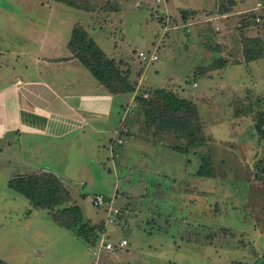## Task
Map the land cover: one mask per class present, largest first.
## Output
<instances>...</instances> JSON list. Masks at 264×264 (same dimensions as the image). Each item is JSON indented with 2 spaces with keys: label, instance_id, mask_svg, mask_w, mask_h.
<instances>
[{
  "label": "rangeland",
  "instance_id": "374dc122",
  "mask_svg": "<svg viewBox=\"0 0 264 264\" xmlns=\"http://www.w3.org/2000/svg\"><path fill=\"white\" fill-rule=\"evenodd\" d=\"M46 1L0 0V81L18 69L19 59L11 48L24 42L21 17L10 16L8 9L26 10L27 27L40 30L49 11ZM219 1L229 9L239 4L240 10L235 20L221 27L199 24V47L207 57L196 67L181 56L187 49L182 33H188L178 29L174 50L180 55L166 58L160 52L151 65L139 61L138 52L149 50L148 39L157 38L159 25L147 13L150 26L140 39L146 22L138 25V10H122L129 38L123 51L132 47L129 55L140 65L134 92L145 138L155 144L159 134L178 149L168 153L173 155L171 163L159 171V161L155 167L144 158L137 160V167L127 161L106 166L88 157L65 163L67 181H73V190H78L72 192L61 182V191L52 189L48 196L59 198L69 208L79 204L90 225L82 222L68 230L77 218L73 208L32 207L7 184L9 177L28 171L19 159L24 148L17 143L10 151L0 152V264H264V7L255 8L258 0ZM155 12L157 19L165 15ZM169 24L173 32L177 28L174 17ZM25 57L22 62L28 64L30 57ZM144 75L148 76L145 83ZM168 76H172L170 81ZM158 89L172 92L187 106L174 112L167 109L161 94H155ZM121 129L116 136L127 134V128L123 133ZM114 138L109 146L112 152ZM121 140L120 146L125 144ZM8 153L17 157L16 162H6ZM42 164L52 169L48 161L35 163ZM78 165L83 166L86 178L74 175ZM70 170L73 180H68ZM35 171L29 173H53ZM199 171L210 176L198 175ZM97 193L104 195L99 207L90 200ZM114 209L119 213L109 211ZM93 224L100 229H92L86 237L79 235L80 227L86 230ZM122 238L128 242L123 248L106 251L101 246Z\"/></svg>",
  "mask_w": 264,
  "mask_h": 264
},
{
  "label": "crops",
  "instance_id": "0c3cea01",
  "mask_svg": "<svg viewBox=\"0 0 264 264\" xmlns=\"http://www.w3.org/2000/svg\"><path fill=\"white\" fill-rule=\"evenodd\" d=\"M46 5L49 11L40 30L34 29L33 25L27 27L26 10L14 12L13 8L8 9L10 16L19 14L21 17L19 21L24 28L20 31V37L24 42L11 48L16 60L19 59L18 64H15L18 69L4 82L0 81V152L4 148L10 151V147L18 143L24 148V151L20 149L19 157L28 168L24 173L36 172L35 170L53 172L61 177L63 183L69 185L72 192L78 189L73 190V181H67L63 168L65 163L81 161L83 157L104 165L113 161L118 166L127 161L131 167H137V160L144 158L150 166L155 164L156 167L159 161L156 169L164 170L173 156L168 153L175 152L169 144L170 139L157 134V141L163 139V142H168L156 141L152 144L146 140L136 91L114 93L99 84L69 50L72 30L74 27L82 28L107 58L114 59L120 69L127 72L128 80L136 84L137 68L140 65L129 55L132 47L127 52L123 51V44L128 43V29L127 22L124 23L122 19V10H138L135 13L137 18L141 15L138 25L146 22V27L140 28V39L150 26L149 18L145 17L147 13L151 20L158 23L157 38L150 36L149 50L143 51H154L158 58L161 56L160 52L166 58L178 55L174 50L179 38L176 35L177 29L187 32L185 35L188 38L182 33L181 39L187 41V49L181 56L189 60L187 63L191 67H196L203 65L207 57L199 47L202 46V37L198 34L199 24L207 22L212 27H221L230 23L240 10L239 4H231L229 9L223 8L219 0H166L160 4H156L155 0H47ZM155 10L165 14L164 17L161 18L159 14L157 19ZM55 15L62 17L59 19ZM231 16L234 18H230ZM172 17L177 23L173 26L177 27L173 32L169 24ZM57 21L62 25H52V22ZM27 55L30 57L28 64L22 62ZM138 60L140 61L139 58ZM157 71L154 69L155 73ZM147 78L144 75L143 83ZM171 78L172 76H168V81ZM121 127L123 131L128 129L126 135L119 134L125 144H119L116 148L114 142L112 152L109 148L111 139L118 138L116 134ZM159 147L162 148L157 151ZM145 151L151 154H146ZM22 153L26 154V158ZM115 154H118L117 157ZM16 158L10 154L5 157L10 164L16 162ZM40 161L50 162L52 169H46L43 164L36 166L35 163ZM82 167L78 165L74 168V175L86 178ZM181 169L185 174V169ZM70 173L68 180H73L71 170ZM169 174L175 175L172 172ZM164 175L167 177L168 174ZM82 182L87 184V180L82 179ZM171 182L173 185L174 179Z\"/></svg>",
  "mask_w": 264,
  "mask_h": 264
},
{
  "label": "trees",
  "instance_id": "16d2710c",
  "mask_svg": "<svg viewBox=\"0 0 264 264\" xmlns=\"http://www.w3.org/2000/svg\"><path fill=\"white\" fill-rule=\"evenodd\" d=\"M68 48L73 53V56L77 58L80 63L95 77L97 82L106 86L111 92L129 93L136 90L138 82L136 84L131 83L128 80L127 72L120 69L119 65H117L114 59L107 58L104 52L90 37H88L87 33L82 28H73L72 36L68 42ZM155 94H161L164 106L173 112L177 110H183L187 106V102L185 100L175 99L174 95L170 91L158 89L155 91ZM120 133H123L122 129ZM118 146L119 144L115 142V147L117 148ZM173 149L177 151L178 148L173 146ZM179 152L184 153V150ZM197 174L202 176H210L208 174H203L201 171H199ZM61 182V177L55 173L44 174L37 172L12 176L8 179L7 184L14 192L22 195L32 207H54L63 211H68L69 209L73 208L77 218L73 220L71 225L67 226L68 230H72L76 225L86 222L83 219L80 207L77 205H72L69 208V206L61 204V200L59 198L48 196L51 194L52 189L61 191L63 187ZM100 192L104 193L103 191ZM45 196L46 198L48 197L49 201H44ZM86 223L90 225L89 222ZM94 228L100 229L98 225L96 226L93 224L88 226L86 230H82L80 227L79 231H81V234H78L86 237L88 233H90V231Z\"/></svg>",
  "mask_w": 264,
  "mask_h": 264
},
{
  "label": "built area",
  "instance_id": "2783aa9c",
  "mask_svg": "<svg viewBox=\"0 0 264 264\" xmlns=\"http://www.w3.org/2000/svg\"><path fill=\"white\" fill-rule=\"evenodd\" d=\"M166 0H155L156 4H160V3H165ZM264 6H262V1L261 0H258L256 2V6L255 8H262ZM259 18L257 17V20ZM138 58L143 62L145 63L146 65L155 61L158 56L157 54L152 51L151 53H146V52H143V51H140L138 52ZM124 130V129H122ZM122 138L121 137H118L115 139V141L118 143V144H121L122 143ZM91 203L94 205V206H102L104 204V195L102 193H97L95 195H93L91 197ZM110 212L112 211V213H119V211L117 209H114V210H109ZM128 242L126 239L122 238L120 239L117 243L115 242H111V241H105V242H102L101 243V246L104 250L106 251H113L114 249H119V248H123L125 246H127Z\"/></svg>",
  "mask_w": 264,
  "mask_h": 264
}]
</instances>
